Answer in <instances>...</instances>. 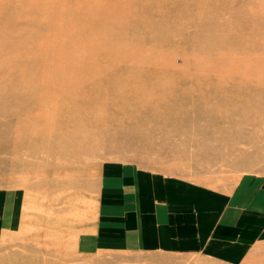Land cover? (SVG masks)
<instances>
[{"label":"rangeland","instance_id":"374dc122","mask_svg":"<svg viewBox=\"0 0 264 264\" xmlns=\"http://www.w3.org/2000/svg\"><path fill=\"white\" fill-rule=\"evenodd\" d=\"M157 2L160 7H154ZM165 3L176 7L168 12ZM246 6L255 9L253 15L238 23ZM121 25L130 30L116 36ZM239 34L246 38L241 41ZM249 43L256 46L252 52ZM137 48L134 60L127 59ZM255 62H264V0H0V116L35 104L24 116L0 118L5 132L0 134V264H217L201 254L96 249L92 236L101 165L113 160L221 189L238 186L242 176L264 172V89L244 90L236 98L232 93L230 117L211 125L230 134L210 137L195 126L193 101L178 110L176 130L173 122L158 119L156 124L146 115L141 134L120 115L102 119L106 99L89 106L77 102L87 91L102 92L108 83L138 72L159 74L157 83L167 90L192 75L224 80L230 73L225 67L236 72ZM259 72L264 75V66ZM185 84L192 88V81ZM200 89L194 87L192 94ZM178 95L187 92L181 89ZM254 97L258 101L251 106ZM39 103L51 111L53 129L62 120L94 116L97 136L67 128L59 138H73L71 146L14 152V141L25 139L14 119L35 120L33 114L44 108ZM166 128L167 140L161 135ZM240 129L243 134L232 133ZM90 138L88 148L84 141ZM27 139L51 141L48 135ZM19 160L27 165L17 168Z\"/></svg>","mask_w":264,"mask_h":264},{"label":"crops","instance_id":"0c3cea01","mask_svg":"<svg viewBox=\"0 0 264 264\" xmlns=\"http://www.w3.org/2000/svg\"><path fill=\"white\" fill-rule=\"evenodd\" d=\"M92 241L98 250L201 254L217 264H264V172L227 189L101 165Z\"/></svg>","mask_w":264,"mask_h":264},{"label":"bare ground","instance_id":"6f19581e","mask_svg":"<svg viewBox=\"0 0 264 264\" xmlns=\"http://www.w3.org/2000/svg\"><path fill=\"white\" fill-rule=\"evenodd\" d=\"M152 4L153 2L151 3V5ZM159 4L160 3L157 2L155 4L156 6L154 7H160ZM176 4L165 3L167 11L170 12L174 7H176ZM254 10L255 9H251V7L248 8L246 6L245 8H243V12H241L243 15L237 16L236 21L238 23H247L249 21L248 18L250 19L252 17V12ZM129 30L130 27L121 25L120 30L115 35L119 36V34H125L126 31ZM244 36H240L241 41L246 38ZM142 37L143 36L140 35V38ZM250 45L251 47H249ZM249 46L248 52H252V50L256 49V46H254L253 44L249 43ZM138 52L139 48L134 49V51L129 54L127 59L134 60ZM124 56L125 55H122V57ZM239 62L237 66L243 64ZM261 66H264V62H261V64H259V62L258 64L255 62L253 64H249L247 67H245V65L238 67L236 72H234L235 68L225 67V71H229L230 73H226L227 77H225L224 80L220 79L219 75L209 76L208 78L207 76L201 78L197 75H192V80H190L191 78H188L189 83L192 81V88H190L189 84H185L188 80L179 79V81H177L172 88L168 89L166 87L167 90L162 89L161 85L157 83V81L162 78L159 74H155L152 72L144 74L143 72H138L135 75L125 76L124 78L118 80V82L114 81V83H108L102 92L101 90L94 91L93 93L92 91L85 92V99L78 100L77 104L89 106L92 103L98 101L99 98L106 99V102L102 104L104 110L102 113V119L106 120L109 118L108 120H114V117L120 115L123 118L132 121L133 124L130 126L133 127L130 128L141 134L144 133L143 131L147 128L146 125H143L140 121L143 116H152V120H155L156 124H159L161 119H164L168 122H173V127L175 128V126L177 127V123H179L180 121L176 116L178 110L181 106H184L187 103L193 101L195 108L193 116L195 121L199 122L195 123V126L200 128L199 131H202L204 137H210L213 136L215 133L223 132L230 134L229 130L226 128L223 129L220 126H215L214 128H211V125H215L218 122L224 123L226 120H228V117H230L227 114V101L232 93H234L236 98L239 96V94L245 92L244 90H246V93L249 94L252 92L254 93V91H263L264 75L259 72V68ZM169 73L175 74L176 72ZM144 76H146V78ZM215 78H219V80H215ZM194 87H199V89H202L198 90L197 93L192 94V90H194ZM181 89L185 90L187 92V95H178L179 90ZM145 95L149 96L148 98L150 99L145 98ZM172 96H175L172 103H164L166 97ZM256 100L258 101V98L255 97L251 100V106L257 104ZM217 104L218 107L215 108L214 106H217ZM34 105L35 104L33 103L25 104L23 108L18 109L20 110V112H6L2 114L0 118L3 119V117H6L7 119H12L14 116L20 113H23L24 116L28 112L32 111V109L35 107ZM39 105L42 106L41 103H39ZM44 108H41L40 111L33 114L35 120L38 121V124H36V121L33 119L32 116V120L27 122L20 120V118L17 117L14 119V124L16 128H19L21 132H24L22 133V136H24L25 139H27L28 137L32 138L33 136L41 138L44 135H48V138H50L51 141H49L48 144H44L42 142L38 143V141L35 142L34 140H25L20 138L18 140H15L13 143V147L11 149H13L14 152H18L19 149H22L24 147L28 148L29 151L33 152L38 149L48 150V148L52 146H71L72 143L75 144V140L73 138L70 140L65 139L64 142L61 141V138H59L66 130L68 131L67 128L71 129L72 132L75 134H77V132H83L85 135H89V137L97 136L95 134L98 132V130L92 128V121L95 119L94 116H79L77 118L70 119L68 122L67 120H62L60 127L58 129H53L49 126V121L53 120L51 116V111L48 110L49 108ZM234 108L235 106L231 108V111L233 113L237 110H235ZM222 109L226 112L223 113ZM108 110L111 112L108 113ZM133 111L135 113H132ZM183 119L185 121L190 120L189 116H184ZM39 123L43 125H39ZM5 124L6 128L11 127L8 122ZM172 130H176V128ZM242 132L244 131L240 129V131H233L232 133L243 134ZM3 133L5 132L0 131V134ZM161 135L163 139H169V128H166V130L164 129ZM92 138L84 141L87 144L88 148L91 147V144L93 142ZM24 165H27V162L19 160L17 168L24 167Z\"/></svg>","mask_w":264,"mask_h":264}]
</instances>
